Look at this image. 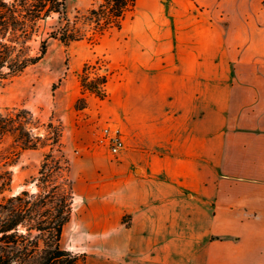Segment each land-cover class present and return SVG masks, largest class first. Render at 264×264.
Masks as SVG:
<instances>
[{
  "label": "crops",
  "instance_id": "1",
  "mask_svg": "<svg viewBox=\"0 0 264 264\" xmlns=\"http://www.w3.org/2000/svg\"><path fill=\"white\" fill-rule=\"evenodd\" d=\"M141 1L120 78L88 98L123 146L70 157L80 248L98 264H264V37L224 2L225 16Z\"/></svg>",
  "mask_w": 264,
  "mask_h": 264
},
{
  "label": "trees",
  "instance_id": "2",
  "mask_svg": "<svg viewBox=\"0 0 264 264\" xmlns=\"http://www.w3.org/2000/svg\"><path fill=\"white\" fill-rule=\"evenodd\" d=\"M135 3L136 0H101L86 11H77L71 19L66 0H0V80L37 63L46 53L49 38L64 45L79 40L98 44L106 34L122 28ZM53 14L58 15L59 24L33 52L30 42L39 31L40 21ZM109 73L99 58L83 63L78 72L77 109L87 106L88 95L100 99L107 95ZM38 149L43 150V157L32 179L35 190L22 189L0 201V264H85V253L61 245L74 198L62 124L52 119L42 122L25 107L0 112V158L4 163L12 164L24 150ZM11 179V171L3 169L0 192L9 189Z\"/></svg>",
  "mask_w": 264,
  "mask_h": 264
},
{
  "label": "rangeland",
  "instance_id": "3",
  "mask_svg": "<svg viewBox=\"0 0 264 264\" xmlns=\"http://www.w3.org/2000/svg\"><path fill=\"white\" fill-rule=\"evenodd\" d=\"M100 2L101 0H66V12L73 19L77 11H86ZM222 2L230 6L231 11L233 10L229 13L233 15L232 19L235 20L237 26L242 27V24L238 21V15H236L239 14V7L242 14L249 15L251 17L249 19L254 21L251 23V30L261 32L262 38L264 37V0H195L197 7L193 3H187L188 5H186L180 0H171L164 9L163 7L161 9L165 13L173 14H218L225 16L228 13L222 11ZM141 4L153 9L157 7L156 10L160 7L155 0H143ZM246 7L249 8L248 12L245 11ZM133 16V11L128 13L123 22V28L106 34L98 44H92L87 40H79L64 45L58 39L49 38L46 53L37 63L27 67L16 76L0 80V112L16 107H25L38 116L42 122L52 119L54 123L62 124L64 153L69 161L71 156L81 159L85 154L86 147L103 145L98 141V137L102 128L111 123L104 122L99 118L98 101H95L96 103L92 106L89 105L88 98L90 96L96 97L95 95H88L87 106L84 109L75 107L76 99L80 95L78 72L85 61L94 62L99 58L106 63V68L110 72L108 81L113 82L120 78L123 64L118 62L119 64L115 65L113 59L120 60L125 53V38L127 32H129ZM58 24L57 14L40 21L39 31L30 42L33 52L38 51L41 41ZM235 41L242 42L243 40L238 39ZM237 46L240 45L237 44ZM99 72H104V70ZM89 76H94L93 70L90 71ZM107 97L108 92L103 99ZM103 146L107 148L106 145ZM109 154L110 157L114 156V154ZM42 157L43 150L38 149L24 150L12 164L4 163V159L0 158V173L5 168H8L12 173L10 187L0 192V201L3 197L18 193L22 189L35 190L32 179L38 173ZM77 169L78 165L75 164L74 170ZM69 178L74 192L73 213H71L70 222H67L64 226L61 245L74 252L85 253V264H98L96 256H92V253H87L80 248V244H83L84 240L78 239V231L73 220L76 218L78 205L83 202V199L74 188L76 177L70 170ZM87 233L89 232H82V236L85 237ZM93 240L92 235H86L85 242L92 244Z\"/></svg>",
  "mask_w": 264,
  "mask_h": 264
},
{
  "label": "built area",
  "instance_id": "4",
  "mask_svg": "<svg viewBox=\"0 0 264 264\" xmlns=\"http://www.w3.org/2000/svg\"><path fill=\"white\" fill-rule=\"evenodd\" d=\"M98 141L106 145L112 154H116L123 146L120 128L113 124H106L100 132Z\"/></svg>",
  "mask_w": 264,
  "mask_h": 264
}]
</instances>
